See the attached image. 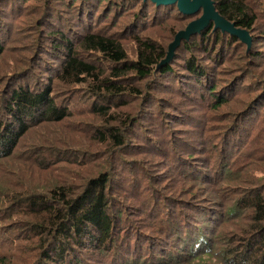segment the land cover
<instances>
[{"label":"rangeland","instance_id":"374dc122","mask_svg":"<svg viewBox=\"0 0 264 264\" xmlns=\"http://www.w3.org/2000/svg\"><path fill=\"white\" fill-rule=\"evenodd\" d=\"M67 1L71 0H4L0 3V39L3 48L0 55V77L11 72L17 58L30 56L26 62L27 68L37 48H50L47 40L52 39L49 35L55 32L48 31L50 25L47 16L51 5L58 8L56 15L60 18L55 22L58 29L70 31L71 37L78 32L75 21L73 23L69 20L64 25V21L70 19L69 10L64 7V4H69ZM128 2L124 4L122 15L117 17L112 10L106 19L100 17L103 13H100V6H96L90 26L93 29L107 25L111 28L110 23L118 18L117 25L110 30L123 35L130 59L135 58V45L131 40L134 33L166 47L173 38L169 27L177 25V31L201 15V11L193 16L178 14L171 7L172 12L163 23L146 19L145 24H140V17L137 18L136 13L141 4L126 6ZM252 7L264 15V0H255ZM136 22L138 26L134 29ZM260 32L253 31V34L259 35ZM258 37L252 43L253 50L260 54L255 59L248 58L250 54H246V47L240 42L224 46L218 61L209 59L201 49L194 52L198 53L201 68L206 72L208 80L217 87L212 93L204 91L200 94L201 90L194 85L193 89L189 87L191 85L188 81L181 85L169 77L161 89L151 91L150 103L141 105L137 100L122 107L132 115L141 110L144 115L148 113L153 116L152 120L143 119L139 123L150 131L140 136L148 141L153 138L159 145L158 150L154 149L155 152L149 150L150 142L144 149L129 151L133 152L131 156L120 157L119 153L116 154L127 164L137 162L139 165L134 164V170L112 163L115 160L114 151L107 153L108 144L98 131L102 129L103 120L89 111L91 100L79 92L84 87L77 85L69 94L66 87L58 88L57 82L55 103L68 106V115L59 122L39 121L32 125L14 147L13 155L0 159V264H38L36 259L42 239L39 240L41 236L34 228L36 219L28 208L31 200L29 197L33 193L42 192L50 185L64 181L78 189L89 178L104 172L107 166L109 172L117 175L119 184L116 190L109 193L111 201L121 208V211L117 209L114 213L115 217L121 213L120 229L117 235L112 234L113 245L107 249H99L100 252L92 250L87 254L80 251L79 255L90 262L85 260V264H116L112 261L123 256L119 250L126 243L132 249L131 255L138 260L133 263L132 257H129L127 264H226L220 256L224 253L222 250L243 248L250 237L251 240L258 239L256 232L251 235L247 232L249 211L245 206H237L232 215L220 219V222L216 216L210 225H207L209 212L205 209L207 201L216 200L219 203L226 196L223 198V211H226L233 202L250 193L254 185L264 180V39L260 35ZM179 56L181 64L187 53L179 52ZM180 64H174V73L183 71L180 70ZM33 79L31 75L23 81L30 84ZM4 88V83L0 84V97ZM219 90H223V95L230 91L224 98L227 101L214 108V97ZM158 99L173 104L165 106L160 101L159 105L154 101ZM250 103H257V108L247 110L253 106ZM163 107L171 114L184 113L191 121L169 119V115L163 114L159 119L155 113H160ZM242 110V114L246 111L243 116L247 120L238 128L243 136L239 142L237 140L236 154L228 155L226 149H223V156L217 162L222 161L221 157L229 161L224 165L232 170V174L228 172L225 176L222 174V177L213 158L226 147L228 135L235 126L236 114ZM228 129L229 132H226ZM133 143L141 142L135 140ZM171 146L179 156L170 153ZM188 152L195 155L196 165L192 171H199L198 165L202 162H210L202 172L211 175L216 181L215 186L207 180L199 185L183 175L182 161H174L182 159L181 155L185 156ZM132 182H136V192L132 191ZM218 189L220 194L216 192ZM194 208L200 209L192 211ZM179 220H182L181 226L189 220L187 224L192 231H200L205 245H200L197 250L198 237L193 246V242H187L189 238L183 239L181 231L175 226ZM193 220L198 222L199 227L193 224ZM165 227H168V233L162 231ZM225 238L230 242H225ZM177 239L185 240L189 245ZM151 242L160 246L152 251L148 247ZM36 246H39L38 249H35ZM109 248L111 250L106 253Z\"/></svg>","mask_w":264,"mask_h":264},{"label":"trees","instance_id":"16d2710c","mask_svg":"<svg viewBox=\"0 0 264 264\" xmlns=\"http://www.w3.org/2000/svg\"><path fill=\"white\" fill-rule=\"evenodd\" d=\"M3 1L0 0V3ZM126 1H129L126 6L134 3L141 4L136 13L137 18L140 17V24H145L146 19L163 23L172 12L171 7L178 14H182L178 11L176 4L156 5L149 0H71L67 1L69 4H64L70 14V19H66L64 25L69 20L77 23L78 32L71 37L70 31L58 29V24H55L60 18L56 15L58 8L51 5V8H48L47 16V23L50 25L48 31L55 32L49 35L52 39L47 40L50 48L47 49L45 46H42L39 50L37 48L31 58V64L27 68L26 62L30 56L17 58L11 72H6L0 77V84L4 83L5 86L0 97V159L13 155L14 147L28 133L32 125L39 121L59 122L68 115V106L55 103L57 82L59 85L57 87H66L69 94L77 85L84 87L79 92L91 100L89 111L95 117L103 120L102 129L99 128L98 131L108 144L107 153L114 151L115 160L112 163H115L114 166L116 164L126 166L129 170H134V164H139L135 161L127 164L116 154L119 153L120 157L131 156L133 152L129 151H138L137 148L144 149L150 142L149 150L155 152L154 149L158 150L159 145L153 138L148 141L140 136L141 134L145 135L148 129L139 123L143 119L145 121L152 120L153 116L148 113L144 115L141 110L138 114L132 115L131 112L123 110V106L137 100L141 105L150 103L152 100L151 91L156 88L161 89L165 81L169 80V77L179 81L181 85L188 81L191 85L189 87L193 89L194 85L201 90L200 94H203L204 91L212 93L215 88L217 89L208 80L206 72L201 68L198 53L194 52L201 49L203 54L210 57L209 59L218 61L222 56L221 52L224 46L231 43H242L237 37L223 33L220 30H214L211 23L200 33L191 36L188 40L181 41L174 57L167 64L156 68L157 64L165 57L166 47L173 40L175 33L185 28L190 21L184 27H179L177 31H175L177 25L169 27L170 35H173V38L166 47L151 38H143L140 34L134 33L131 40L135 45V58L130 59L123 43L125 40L123 35L118 31L110 30L117 25L118 18L110 23L111 28L108 25L100 29H93L90 26V21L95 15L96 6H100V13H103V16L100 17L106 19L112 10L118 17L124 12ZM212 1L216 11L221 16L234 23L236 27L248 31L251 36L250 48L247 50L246 45L242 43L246 47V54H250L248 58L255 59L256 56H259L260 54L253 50L252 43L259 38V35L264 39V15H260V11L252 7L255 0ZM137 26L138 22L135 23L134 29ZM258 30L261 31L259 35L253 34V31ZM2 50L0 39V55ZM179 52L187 53V57L181 64L178 61L180 59ZM175 63H179L180 70L183 71L174 73ZM4 75L7 77H4ZM31 75L34 76L32 83L29 84L23 81ZM229 91L224 95L223 90L216 92L214 108L227 101L224 98ZM154 101L159 105H161L160 101H163L165 106L173 104L162 99ZM257 103H250L253 106L247 108V110L257 108ZM163 110H165L164 107L160 113L157 111L155 116L161 119L163 114L164 116L169 115V119L191 121V118L185 116L184 113L171 114L167 110L162 112ZM244 110L236 114L235 126H233L234 128L231 127L233 129L228 135L229 139L226 147L222 148L220 153L213 158L214 164L216 163L220 169H218L219 173L224 174V176L228 172L232 174V170L224 165L229 161L221 157L222 161L217 162L219 157L223 156V149H226L228 155L236 154L237 140L239 142L243 136L238 128L242 122L247 120L243 116L246 111L242 114ZM229 129L226 132H229ZM135 140L141 143L134 144ZM129 142L131 143L129 144ZM173 147L175 146L173 145ZM173 147L171 146L170 153L179 156ZM181 158L183 160L177 159L174 162L182 161L181 169L185 173L183 174L185 177L199 183V185L207 180L215 186L216 181L212 179L211 175L202 172L203 169H207L210 162L205 164L202 162L198 165L200 166L199 171L196 169L192 171L193 166L196 165L194 153L188 152L185 156L181 155ZM116 176L111 171L109 172L107 166L104 172L89 178L78 189L72 183L64 181L60 184L50 185L47 190L45 188L44 191L35 192L29 197L31 200L28 208L36 219L34 228L41 236L39 240L42 239V242H40L41 250L38 252L36 259L38 264H85V260L90 263L87 258L83 259L81 254L79 255L80 251L87 254L92 250L107 249L113 245L112 234L117 235V230L119 231V225L121 224V213L119 212L117 217L114 216L115 210L120 209L118 211H121V208L115 206L109 193V191L116 190L119 187ZM120 179L122 180V178ZM131 188L133 192L137 191L136 182L131 183ZM216 192L220 194L219 189ZM223 198H226V196L222 197L219 203L216 200L206 202L208 205L205 206V209L209 212L207 225H210L216 216H218L220 222V219L223 220L232 215L235 212L233 209L237 206H245L249 211L247 232L250 235L256 232L258 239L251 240L250 237L246 240L247 243L243 248L236 249L232 247L222 250L224 253L220 254L221 258L226 261V264H264V180L261 184L254 185L250 193L233 202L226 211H223L225 205ZM150 200L154 202L155 199L151 198ZM217 208L221 210H217ZM195 209L200 208H194L192 211ZM181 222L182 220L175 222V226L181 231V237L183 239L189 238L187 242H193L192 246L196 243L195 239L198 237L197 250H199L200 245H205L204 237L200 231H192V228L187 224L190 223L189 220L182 226ZM197 223L193 220L194 225L198 226ZM162 231L168 233L169 229L165 227ZM232 237H236V235H232ZM177 241L186 242L181 239H177ZM187 242L185 244L188 246ZM225 242H230V240L226 239ZM158 246L160 244L151 242L148 247L154 251ZM38 247L36 246L35 249H38ZM110 250L109 248L105 251L109 253ZM119 252L123 256L119 255L118 260L112 261V263L121 264V261H126L124 264H127L129 263V257H132L133 263L138 261L131 255L132 249L128 243L122 245ZM141 252L143 253V251ZM205 252L209 251L205 250ZM145 254L148 255V253ZM1 261L4 262V259H1Z\"/></svg>","mask_w":264,"mask_h":264},{"label":"water","instance_id":"95a60500","mask_svg":"<svg viewBox=\"0 0 264 264\" xmlns=\"http://www.w3.org/2000/svg\"><path fill=\"white\" fill-rule=\"evenodd\" d=\"M146 1V0H143ZM156 5H173L176 4L177 9L184 15H194L201 11V15L188 22L185 28L177 31L173 40L168 44L165 57L157 64L156 68L167 64L175 54L181 41L188 40L191 36L200 33L206 29L211 23L214 30H220L223 33H228L237 37L247 50L251 45V36L248 31L238 28L234 23L226 20L221 16L214 7L212 0H149Z\"/></svg>","mask_w":264,"mask_h":264}]
</instances>
